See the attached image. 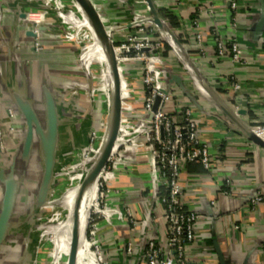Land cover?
<instances>
[{
    "label": "crops",
    "instance_id": "0c3cea01",
    "mask_svg": "<svg viewBox=\"0 0 264 264\" xmlns=\"http://www.w3.org/2000/svg\"><path fill=\"white\" fill-rule=\"evenodd\" d=\"M89 2L116 42L134 31V19L152 18L145 0ZM236 2L232 10L228 0H152L177 41L171 46L163 28L150 25L161 44L149 64L171 95L166 110L180 121L189 109L210 154L207 169L189 162L178 179L184 208L197 213L195 240L186 249L190 264H264V206L250 201L264 192V147L249 139L251 126L264 125V23L257 28L264 18V0ZM160 10L172 11L179 25L171 27ZM82 30L88 33L78 35ZM217 38L238 41L241 59H232L228 45L219 55ZM142 66L137 59L117 62L119 125L113 148L118 159L102 179L107 217L95 220L93 233H86L98 245L101 261L91 255L85 231L81 246L79 227L75 264H147L143 255L148 239L165 247L163 207L155 201L161 186L144 134L150 113L144 108ZM107 75L99 43L76 0H0V128L6 143L0 150V210L6 186L15 197L0 244V264H22L31 249L39 253L48 225L65 218V193L54 198V182L68 178L77 183L83 174L89 136L103 132L107 120ZM109 78L112 87L110 69ZM97 90L106 95L105 104L97 101ZM28 109L52 141L53 175L44 196L45 159L38 136L28 157L21 153ZM52 113L53 132L48 125ZM35 214L50 216L31 239L29 221ZM50 241L54 264L62 256L67 264L69 248L56 251Z\"/></svg>",
    "mask_w": 264,
    "mask_h": 264
},
{
    "label": "built area",
    "instance_id": "2783aa9c",
    "mask_svg": "<svg viewBox=\"0 0 264 264\" xmlns=\"http://www.w3.org/2000/svg\"><path fill=\"white\" fill-rule=\"evenodd\" d=\"M229 7L236 9V0H228ZM153 22L151 19L137 21L134 19V31L127 33L122 41L116 42L111 37V30H106L110 35L114 45L116 61L118 63L130 59H137L143 62L141 69L142 84L145 90L144 108L151 115L149 118V127L144 134L149 141V152L153 159L156 177L160 186L164 188L165 193L157 194L155 201L163 207L162 218L167 226L165 238V247L162 248L153 239H148L145 243L144 259L147 264H190L186 257V249L189 244L195 240L194 225L197 220V213L192 210L182 209V188L178 179L182 167L189 162H199L204 168L209 167L210 154L206 144L202 143L197 135V125L191 116L189 109L182 112V120L175 121L171 114L166 110L167 103L171 100V95L163 87L151 70L149 59L153 52L160 47V40L154 37V30L151 29ZM195 27L197 25L195 24ZM73 28V27H72ZM38 28L34 29L37 34ZM165 39L171 46L176 47L173 38L174 34L170 31L163 32ZM195 41L201 45V36L199 33L194 35ZM229 47L231 57L238 61L242 57V48L238 41L230 40L226 42L221 38L216 40V49L219 55L226 52L225 46ZM38 40H35L34 47L39 48ZM147 49V51H143ZM236 88L238 86H235ZM156 97H159L156 109L152 107ZM10 116L12 111L8 110ZM12 127H10V130ZM253 134L264 141V125L255 124L250 127ZM95 134L89 136L90 146L88 153L95 143ZM92 143V144H91ZM4 138L0 128V150L3 151ZM89 154H85L87 157ZM118 159V152L112 149L108 160L98 175L97 188L92 212L88 216L85 233L91 235L94 230L95 220L107 217L105 204V190L102 186V179L109 174L114 163ZM252 203H261L264 206V192H257L250 197ZM127 215L130 213L127 210ZM130 222L132 223L131 219ZM89 248L93 251V256L97 261H101L99 247L92 240H89Z\"/></svg>",
    "mask_w": 264,
    "mask_h": 264
},
{
    "label": "water",
    "instance_id": "95a60500",
    "mask_svg": "<svg viewBox=\"0 0 264 264\" xmlns=\"http://www.w3.org/2000/svg\"><path fill=\"white\" fill-rule=\"evenodd\" d=\"M76 1L81 6L84 13L86 14L90 22V25L93 29L95 38L99 43V46L103 49V53L109 65V69L111 71V77H112V87L108 99V115H107L105 128L103 130V139L98 149L96 159L91 164L89 171L86 173V175L81 181L80 189H79V194H80L89 185V183L92 181L94 176L99 175L100 171L105 166L108 157L113 149L114 139L119 125L118 115H119V99H120V87H119L120 80L117 71V61L115 56L114 45L112 43L110 35L107 34L106 29L103 27L95 9L93 8L89 0H76ZM145 3L149 11L152 12V18H151L152 22L157 26L162 27L164 31H168L164 27L161 18L158 17L156 10L153 6L152 0H145ZM263 23H264V18L259 21L257 28L261 27ZM32 35H35L34 32H32ZM173 40L175 43H177L176 38H173ZM143 51H147V49H143ZM158 101H159V97H156L152 107L153 111L156 109ZM28 112L29 113L26 114V131L24 134L23 141L21 143V153L28 157L29 153L31 152L34 146L35 136L36 137L38 136V138L41 140L43 145L42 147L44 150L43 153L45 159L44 175L41 178L42 181L41 187L44 196L47 192V189L49 188V184L51 182V178L53 175V167H52L53 155L51 149L52 147L51 145L48 144L49 142L52 141L51 139L47 140L46 137L42 134L41 127L36 114L31 109H28ZM48 125L50 131L53 132L55 127V116L53 113L50 115ZM249 139L253 143L264 147V141H262L259 137L253 134L250 129H249ZM14 199L15 197L12 187H10L9 185L6 186L3 193V200L0 210V244L3 239L4 233L8 228L9 217ZM87 221H88V217H87ZM78 243H79V235L77 234V219L75 217L73 233H72V241L69 247L67 264H75Z\"/></svg>",
    "mask_w": 264,
    "mask_h": 264
},
{
    "label": "rangeland",
    "instance_id": "374dc122",
    "mask_svg": "<svg viewBox=\"0 0 264 264\" xmlns=\"http://www.w3.org/2000/svg\"><path fill=\"white\" fill-rule=\"evenodd\" d=\"M87 33L88 32L86 30H82V31H80L78 33V35H80V34H85L86 35ZM92 64H95L96 67H97V69L100 70L101 67L97 63H92ZM99 85H100V82H98V86ZM95 94H96L95 97H96L97 101L99 100V101H102V103H104V104L106 103V101H107L106 95H104L99 90H97L95 92ZM101 132L100 133L97 132L94 135L95 138H96L95 142H97V140H98ZM88 145L90 146V139H88ZM95 145H96V143L93 144V146L91 148V151H89V153L88 152L86 153V154H89L86 157L87 160H89L91 158ZM4 147H6V143L5 142H4ZM83 164H85V163H83ZM86 167H88V165H86ZM85 175H86V171H85V165H84L83 174H82V176H80V178L78 180L79 183L81 181V178L83 179ZM72 183H70V181L68 180V178H66V179H64V178L63 179H60L59 178L58 181L55 180L54 186H53L54 187V192H55L54 193V198L55 197H59V195H61L63 192L65 193V199L63 201V205H64V210H65V213L66 214L68 213V209L70 207V203L68 201L69 199L67 198L68 200L66 201V197L67 196L71 197L72 192L74 191V188L76 186V184H75L76 182L75 181H73ZM98 183L99 182L96 183V187L97 188L99 187V184ZM71 186H73V187H71ZM68 187H71V188H68ZM92 204H94V202ZM92 208L93 207L91 206L90 207V210H89V215L92 212ZM49 216L50 215H46V214L45 215H42V216H38V214H35V215L32 216V218L30 219V221L28 220L29 221V224H30V227H29L28 231H30L32 233L31 234V239H33V237L35 238L36 235L38 236V234L41 233L40 230H39V225H42L45 221H47V219L49 218ZM65 216H67V215H65ZM62 222H63V219L51 223L50 226L48 225V233H47V235L46 236L45 235L42 236V242H41L42 247L40 249V252L37 253V252H33L32 249L29 250V252H27L24 255L25 258L22 259V264H54L53 259L50 256V253L52 252V243H51L50 240H53V243L55 244L56 251H58V250H60L62 248L60 245H57L56 244V241H55L56 231L60 228ZM83 239H84V237H83ZM85 239L87 241H89L88 237L86 236V233H85ZM90 251H92V249H90ZM92 255H93V253H92ZM94 259H95V261H97L95 257H94ZM64 260H65V256H62L60 258V260L58 262H56V264H63V261Z\"/></svg>",
    "mask_w": 264,
    "mask_h": 264
},
{
    "label": "bare ground",
    "instance_id": "6f19581e",
    "mask_svg": "<svg viewBox=\"0 0 264 264\" xmlns=\"http://www.w3.org/2000/svg\"><path fill=\"white\" fill-rule=\"evenodd\" d=\"M99 49L102 54V59L104 66L106 70L108 71V88L111 89V80L109 78V65L107 63V60L104 56L103 50L99 46ZM112 79V77H111ZM105 80V79H104ZM107 83V80H106ZM110 95V93H109ZM109 98V96H108ZM103 139V132H101L96 145L94 146V150L92 153L91 158L85 163V171L86 173L89 171V168L91 164L94 162L96 159L98 149L101 145ZM88 165V167H86ZM82 179V178H81ZM98 176L95 175L92 181L89 183V185L79 194V189H80V184L79 181L76 183V188L72 192L71 197L67 196L66 201L68 200L70 203V207L68 209V213L66 214L65 218L63 219V222L60 226V228L56 231V237L55 241L58 243L60 246H63L64 249H68L72 240V225H74V218L76 217L77 219V229H80V241H81V246L83 243V237H84V230H85V225H86V217L88 214V211L90 209V205L92 203V200L96 195L97 188H96V183H97ZM68 198V199H67ZM94 202V201H93ZM93 205V204H92ZM76 221V220H75ZM92 255V254H91ZM93 256V255H92ZM94 257V256H93Z\"/></svg>",
    "mask_w": 264,
    "mask_h": 264
},
{
    "label": "trees",
    "instance_id": "16d2710c",
    "mask_svg": "<svg viewBox=\"0 0 264 264\" xmlns=\"http://www.w3.org/2000/svg\"><path fill=\"white\" fill-rule=\"evenodd\" d=\"M161 16L166 20V22L173 28L177 27L179 25L177 16L172 12L168 10H160ZM168 47L164 45V49L166 50ZM165 193V190L163 187H161L159 194ZM182 209H185L182 205Z\"/></svg>",
    "mask_w": 264,
    "mask_h": 264
}]
</instances>
